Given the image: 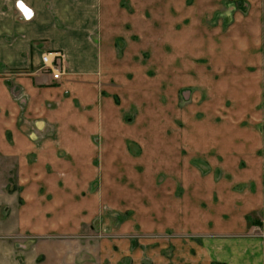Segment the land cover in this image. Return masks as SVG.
Here are the masks:
<instances>
[{"label":"crops","instance_id":"obj_1","mask_svg":"<svg viewBox=\"0 0 264 264\" xmlns=\"http://www.w3.org/2000/svg\"><path fill=\"white\" fill-rule=\"evenodd\" d=\"M231 1L0 0V157L16 160L20 192L12 194L23 201L15 205L13 195L7 196L6 177L0 174V227L9 224L15 232L30 234L35 238L30 247H50L33 256L36 264H264V77L258 74V83L251 81L258 86L248 88L247 77L208 75L210 61L203 65L197 61L200 55L212 61L217 56L219 61L210 65L224 73L231 68L232 52L253 53L250 64L261 66L259 21L242 22L236 12L234 22L225 28L207 22L209 12L214 14ZM151 3L160 4L159 66L147 48L159 71V94L169 91L166 100L171 104L183 87L206 88L208 112L230 115V104L238 123L188 118L182 127H160L166 132L174 128V141L187 151L186 156L174 153V161L163 156L159 165L164 171L170 162L178 166L175 176L181 194L172 199L166 188L142 193L132 189L125 203L123 195L108 192L107 179L123 181L139 173L144 180L151 169L138 172L135 163L145 157L121 149V144L127 147L132 141L145 146L140 138L122 132L137 123L108 120H117L118 115L108 112L113 97L100 91L105 84L111 95L127 96L128 90L143 87L141 77L136 87L130 85L133 89L124 87L128 79L122 72L138 71L143 63L115 59V40L122 37L126 42L123 56L139 43L132 36L138 34L140 40L151 24ZM206 32L220 35V40L205 38ZM46 51L63 55L65 73L59 80L43 67L41 55ZM245 64L240 61L238 67ZM115 76L121 77L118 91L109 82ZM230 84L240 94H228ZM74 99L82 109L73 110ZM257 110L258 126L239 122ZM23 116L32 120L31 125L21 121ZM87 116H93L92 121ZM93 134H98L99 144L93 143ZM167 145L172 154L171 144ZM95 156L109 165L106 172L93 168ZM197 162L210 171H199ZM146 185L151 186L147 181ZM124 211L132 215L114 225L111 239L84 234L87 227L95 228L94 220ZM253 216L258 223H250ZM141 231L159 233L158 239L130 238ZM4 236L0 234V239Z\"/></svg>","mask_w":264,"mask_h":264},{"label":"rangeland","instance_id":"obj_2","mask_svg":"<svg viewBox=\"0 0 264 264\" xmlns=\"http://www.w3.org/2000/svg\"><path fill=\"white\" fill-rule=\"evenodd\" d=\"M126 5V3H124ZM124 5V6H125ZM154 16L153 20L150 21L151 24L149 27H145V34L139 36L138 34H135L132 36V41L134 43H138L132 47V45L129 47V52H126L127 55L123 56L124 50L126 48V42L124 39L117 38L115 40V51H114V57L115 59L122 61V60H129L130 62L134 63H140V61L143 63L141 68L137 70L134 69H127L123 75L128 79L127 80V86L133 89V86H135L136 79L139 80V77L142 78V85L138 86L137 88H134V90H128L127 96L124 93H117L111 95L107 90V86L101 85V91L100 94L104 95L106 97L112 96V109L108 112L112 113L115 112L116 115H118V119L116 118H109V121L112 122H118L122 124H130V123H137L135 127L127 126V128L122 129V132H128L130 134H133L134 137L137 139H141L144 142L145 148L137 141H132L133 143L128 142L127 147L123 143L121 144V149L125 151L127 148L129 151L128 154L134 156H144V161H138L135 163V167L137 168L138 172L143 170H149V173H146V177L142 178L141 174L134 173L130 174L129 176L133 177H124L126 180H114V179H107L106 186H109L108 192L110 194H121L123 195L124 202H127V199H130L132 196L131 193L128 191L134 189L135 192L146 190L147 188L153 189V188H166L168 190V195L170 198H175L180 196L182 187L177 180L175 176V171L177 170L178 166H175V163L170 162V168L169 170L164 171L163 168H160V158L161 157H168L170 156V159L173 161L175 160V154L179 155L181 152L183 156L187 155V151L184 148H181L180 145H178L174 141V128H171L169 131L161 130L160 127L168 128L169 125L175 126V127H182V124L186 122L188 118H191L193 121H197L200 123H206V122H213V123H238V116L234 115L232 112V106L230 104H227V107L230 106L231 113L227 115L222 114H215L212 115L207 110V104L204 106V103L208 102L207 100V92L208 90L201 89L197 87H183L178 92V100L172 101L173 103L170 104V102L166 100V98L169 95V91L163 93L157 91V78L159 71L154 65L152 64L153 59L150 57L151 52L154 53V61L158 60V66L160 63V60L163 58L161 49H160V30H159V15H160V4L159 3H151L148 5ZM190 6V5H189ZM238 12L242 15V22H250L252 18L256 20V22H260L262 24V43H261V52H262V64L260 67H258V64L256 66L250 64V58L253 55L251 54H239L232 52L230 57V65L231 68L228 69V71H225L222 73L220 67H212L210 64L216 63L218 60L217 56H215L214 61L207 60V58H203L202 55H200L197 58V61L200 65H203V63H208L209 69L208 75H229V76H239L244 78L247 77L248 79V88H254L251 81L258 83V74L262 75L264 77V0H256L254 3H250L248 0H233L228 4H222L219 6L216 11L211 13L209 12L208 15V24L212 26L220 25L222 24L223 27L230 26L235 20V13ZM211 13V14H210ZM150 16V13H149ZM207 33V32H206ZM205 33V34H206ZM207 35L210 36V38L214 42H218L220 40V35L214 34L211 35V33H207L204 37L207 38ZM222 36V35H221ZM217 40V41H216ZM132 47V48H131ZM146 47V48H142ZM138 48H141L138 50ZM150 50H148V49ZM134 49V50H132ZM126 51V50H125ZM258 56V50H257ZM151 58V59H150ZM245 61L246 64L242 67H238L239 62ZM202 63V64H201ZM122 73H120L122 75ZM218 78V77H217ZM217 78H214L215 81L213 83V86H217L218 80ZM115 79V80H114ZM117 79V81H116ZM119 80H121V77H113L109 82H111V85H114V90H117V86H119ZM108 81V80H107ZM251 83V84H250ZM134 84V85H133ZM138 84V83H136ZM8 85H11V82L8 80ZM130 85H133L130 87ZM238 86V84H237ZM258 85H255V87ZM136 87V86H135ZM212 85L209 86V89H211ZM230 89L228 88L227 93H238V89L235 84L228 85ZM150 88L151 90H148ZM187 89L191 90V93H187ZM120 91V90H119ZM254 91V90H253ZM258 91V89H257ZM194 92L198 93V95L193 96L195 100H193L192 95ZM256 92V91H254ZM67 93H69L67 91ZM209 93V92H208ZM202 96V97H201ZM128 97V99L126 98ZM201 98L198 100V98ZM205 97V98H204ZM16 100L20 102V104L24 103V100L19 99L20 97L15 96ZM204 98V99H203ZM25 99V98H24ZM193 101V105L189 106L191 102ZM233 102V101H231ZM167 105V108L165 109V106ZM191 109L189 110V107ZM188 107V108H187ZM73 110L82 109L79 106V103L76 101V99L73 100ZM106 108V107H104ZM108 110V107L106 108ZM78 111V110H76ZM183 111V112H182ZM88 112V111H87ZM90 121H92L91 116H87ZM21 121H27L28 125H31L32 123L28 117H21ZM30 122V123H29ZM242 124H252L258 126V110L253 115H248L246 117H241L240 121ZM163 125V126H162ZM129 127V128H128ZM150 129V130H149ZM166 130V129H165ZM166 136L168 143L171 144V152L172 154H169L168 145L165 143ZM142 137V138H141ZM172 137V138H171ZM9 138V137H8ZM92 140L94 144H99V136L98 134L92 135ZM170 141V142H169ZM142 142V143H143ZM98 146V145H97ZM166 147V148H165ZM126 152V151H125ZM179 153V154H178ZM33 157L32 153L28 155V159L31 160ZM121 159V157H120ZM99 156H95L92 159L93 168H96L100 170L102 167L103 171L106 172L108 170L109 165H106L101 163L99 161ZM129 164V163H128ZM106 165V166H105ZM194 165V164H193ZM105 166V167H104ZM194 166L198 167L199 171L206 172L210 171V168L208 169L206 167V164L197 162ZM16 172H17V164L14 157H0V174L4 173L6 177V192H8L7 196H11L12 192L15 190H18L17 184H16ZM109 172L112 176H115L116 171L114 168H109ZM121 172V171H119ZM217 172V170L215 171ZM141 176V177H140ZM140 178V179H138ZM109 181V182H108ZM150 182V187L146 185ZM98 184V181H94V183ZM116 189V190H115ZM20 192V190H18ZM13 193V197H14ZM109 194V195H110ZM14 204H23V201H21V197L19 195H15L14 197ZM11 202L9 200L7 201V206L10 205ZM157 214V213H156ZM132 215V212H119V213H113L110 217L103 219L102 221L94 220L91 224L95 226V228L87 227V229L84 231V234L87 235L89 238L91 235L95 236L92 237V239H111L115 235V226L118 225L119 222H122L123 220H126L128 217ZM136 222H138V217L135 216ZM254 220H258L257 216H253L250 220V223H254ZM140 222L142 220L140 219ZM92 229V230H91ZM0 234L6 235L4 236V239H0V264H36L34 262V255L37 256V253L39 251H50V247L46 246L44 247V244H39L36 247H30L33 240H35L34 237L30 236V234L23 232H15L13 229L11 230V227L9 224L4 227H0ZM165 234V233H164ZM167 234H170L168 232ZM159 233H152L151 235L146 232H134V234H130L131 239H142V238H149L152 237V239H158ZM185 238L191 237L187 234L184 235ZM21 238L26 241L22 242ZM191 238L198 239L196 236H192ZM21 242L24 245H21ZM21 250V251H20ZM24 250V251H22ZM38 260V259H37ZM36 261V259H35Z\"/></svg>","mask_w":264,"mask_h":264},{"label":"built area","instance_id":"obj_3","mask_svg":"<svg viewBox=\"0 0 264 264\" xmlns=\"http://www.w3.org/2000/svg\"><path fill=\"white\" fill-rule=\"evenodd\" d=\"M43 67L51 73L54 80H59L64 75L63 55L58 51H46L41 55Z\"/></svg>","mask_w":264,"mask_h":264},{"label":"trees","instance_id":"obj_4","mask_svg":"<svg viewBox=\"0 0 264 264\" xmlns=\"http://www.w3.org/2000/svg\"><path fill=\"white\" fill-rule=\"evenodd\" d=\"M253 222H254V223H258L259 221H258V220H254Z\"/></svg>","mask_w":264,"mask_h":264}]
</instances>
